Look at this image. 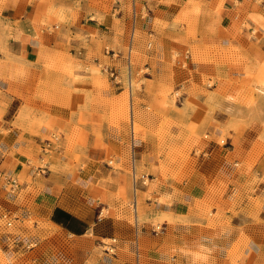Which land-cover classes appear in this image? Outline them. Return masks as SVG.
I'll return each mask as SVG.
<instances>
[{
	"label": "crops",
	"instance_id": "0c3cea01",
	"mask_svg": "<svg viewBox=\"0 0 264 264\" xmlns=\"http://www.w3.org/2000/svg\"><path fill=\"white\" fill-rule=\"evenodd\" d=\"M104 2L0 0V172L23 179L19 194L10 193L0 180V209L41 219L33 233L21 229L27 237L15 236L17 248L9 250L15 264H264V152L248 174L232 157L236 149L248 151L264 132V114L245 119L247 125L236 132L228 127L224 109L192 113V121L208 117L201 126L213 139L196 174L181 184L157 175L151 165L156 144L148 140V133L143 137L132 131L130 143H113L111 149L91 145L80 153L59 146L51 123L46 128L14 125L24 121L17 114L23 103L18 90H23L27 66L39 72L40 58L50 48L70 41L81 45L73 39L76 34L89 41H113L109 68L117 69L116 78L126 63L133 73L146 68L148 81L139 99L147 102L149 86L186 89L205 78L235 80L257 73L263 63L264 0H113L109 12ZM195 9L200 13L191 24L203 32L197 41L240 52L247 59L246 68L220 60L172 66L173 51L187 41L179 27L189 25L176 18ZM72 14L77 16L74 21ZM148 32L154 35L153 49L146 48ZM86 52L82 54L87 62ZM10 74L17 77L9 80ZM11 89L17 93H8ZM200 102L204 104L203 98ZM138 117L139 109L133 106V122ZM224 130L231 137L222 142ZM111 155L122 168L109 165ZM31 158L47 164L31 167ZM131 167L132 190L127 170ZM109 175L111 183L106 180ZM119 185L129 187L126 196L136 208L142 204L143 223L124 219L128 205L118 193ZM207 206L213 209L212 217L207 216ZM157 217L162 218L160 228L152 225ZM103 239L113 240L112 249L101 248Z\"/></svg>",
	"mask_w": 264,
	"mask_h": 264
},
{
	"label": "rangeland",
	"instance_id": "374dc122",
	"mask_svg": "<svg viewBox=\"0 0 264 264\" xmlns=\"http://www.w3.org/2000/svg\"><path fill=\"white\" fill-rule=\"evenodd\" d=\"M104 1L105 12L111 11L113 0ZM199 13L200 9H195V11L182 12L176 18L177 22L189 23V25L179 27L184 31L187 41H181L182 49L173 51L172 66L187 68L190 60L193 62L220 60L238 68H246L247 59L240 52L223 50V48L221 50L213 44L209 46L197 41V34L203 32L192 25L191 20L197 18ZM71 17L73 21L77 19L75 14ZM93 36L95 35H92V38ZM146 36V48L153 49L154 35L148 32ZM73 39L81 41V45L75 47V43L70 41L66 45L57 44L46 51L40 58L39 72H32L33 69L29 66L8 58L9 62L28 68L23 75V90H18L23 103L17 114L21 121H24L14 122V125L46 128L51 123V129L55 131L54 138L59 140L60 147L75 149L80 153L91 145L111 149L113 143H130L132 131L143 137L148 133L150 137L148 140L156 144L155 161H152L151 165L157 170V175L164 181L181 184L185 179L196 174L199 159L213 139L201 124L204 119L206 123L208 122L206 115L214 108L226 111L229 115L227 125L236 132L247 125L245 119L253 121L264 114V94L257 89L264 73V60L258 67L257 73L249 75L244 73L235 80L205 78L186 89L149 86L145 92L150 99L147 102L139 99L140 94L145 91L142 89L143 83L148 81L144 78V73L148 71L146 68L133 73L131 66L126 63L122 73L117 71L119 77L116 78V74L111 73L115 72L116 68H109L113 66L109 62V55L113 54L115 48L113 41H109V38L104 41L94 39L89 41V38L82 34H76ZM80 50V54L75 53ZM84 50L87 51V62L83 60ZM189 54L192 56L191 59L187 57ZM218 54L221 55L220 58L216 57ZM250 68L252 72L253 67ZM9 77V80L11 78L14 80L17 75L10 74ZM8 93L15 95L17 91L11 89ZM183 95L187 97L185 102L182 101ZM201 98L204 104H201ZM130 105L139 109V117L134 123ZM195 111L206 114L204 115L206 118L199 122L192 121L191 114ZM221 133L222 142L231 137L225 130ZM215 140L222 145L218 137ZM237 141L235 137L233 144L236 145ZM240 151L236 149L232 153L233 160L239 161L238 168L247 174L251 173L252 167L264 152V132L255 138L254 144L248 151ZM116 159L111 155L107 158V162L113 167L122 168L116 163ZM28 163L31 167H38L45 166L47 161L38 162L35 158H31ZM127 170L130 172L129 187L132 190L133 169L131 167ZM106 180L111 183L113 177L109 175ZM145 180L148 181L147 177ZM19 182L20 189L14 192L8 191L12 194L21 193L23 185L21 177ZM129 187L119 185V195L127 199L126 193ZM127 205L128 211L124 219L132 224H135L137 219L143 223L145 212L142 204L138 203L136 208L134 200L127 199ZM212 210L207 206V216L212 217ZM5 212L13 217L12 226L7 224L8 219L2 215ZM104 213L107 211L105 210ZM38 220L41 219L36 216L23 217L0 209V264H15L16 261L9 250L17 247L13 244V240L7 237L11 235L27 237L28 234L22 235L21 229L26 228L33 233ZM161 221L162 218L157 217L152 225L161 226ZM210 221L213 223L215 220L212 218ZM112 241V239H103L104 244L101 248L112 249Z\"/></svg>",
	"mask_w": 264,
	"mask_h": 264
},
{
	"label": "built area",
	"instance_id": "2783aa9c",
	"mask_svg": "<svg viewBox=\"0 0 264 264\" xmlns=\"http://www.w3.org/2000/svg\"><path fill=\"white\" fill-rule=\"evenodd\" d=\"M111 73L114 74V71H112ZM0 180H3V187L12 191V192L20 189L21 183L19 182V180L16 177L9 176L7 174L0 172ZM2 215L4 218L8 219L7 224L9 226H12L13 225V217H10V215L7 212L3 213ZM14 218H16V217H14ZM8 239L13 240L14 243H17L15 236L11 235L8 237Z\"/></svg>",
	"mask_w": 264,
	"mask_h": 264
},
{
	"label": "bare ground",
	"instance_id": "6f19581e",
	"mask_svg": "<svg viewBox=\"0 0 264 264\" xmlns=\"http://www.w3.org/2000/svg\"><path fill=\"white\" fill-rule=\"evenodd\" d=\"M130 69V68H129ZM258 81V80H257ZM260 84H259V86L257 87V89L259 90V92L260 93H262V94H264V73H263V75H262V77H261V80H260V82H259ZM256 86V85H255ZM256 89V90H257ZM127 90V89H126ZM130 92H131V90H130ZM129 92H127V94H128ZM131 98V97H130ZM126 100V99H125ZM128 100V99H127ZM128 103V102H127ZM129 105V104H128ZM131 106V105H130ZM129 106V107H130ZM129 109V108H128ZM131 111H132V113H133V106H131V109H130ZM129 110V111H130ZM132 113H131V115H132ZM128 116H129V114H128ZM130 118V117H129ZM132 118V117H131ZM132 122H133V118H132ZM134 123V122H133ZM132 124V123H131ZM134 180H135V175H134V178H133ZM159 228H160V226H158Z\"/></svg>",
	"mask_w": 264,
	"mask_h": 264
}]
</instances>
